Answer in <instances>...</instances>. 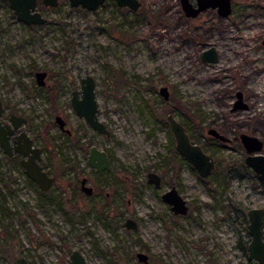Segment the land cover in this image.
<instances>
[{
  "label": "rangeland",
  "instance_id": "374dc122",
  "mask_svg": "<svg viewBox=\"0 0 264 264\" xmlns=\"http://www.w3.org/2000/svg\"><path fill=\"white\" fill-rule=\"evenodd\" d=\"M139 1L135 11L116 0L96 10L41 0L46 22L27 24L0 0L1 120L26 118L15 134L33 138L53 177L42 191L22 156L0 145V264H73V250L86 264H145L138 252L148 264H257L248 257V210L264 208V183L242 165L240 134L264 141V0H232L228 17L209 8L195 18L180 0ZM211 46L219 61L205 63L200 53ZM38 71L47 72L44 85ZM86 75L96 79L109 135L72 105ZM239 90L248 109H234ZM170 113L215 159L209 176L177 151ZM211 127L229 140L209 135ZM91 146L110 156L101 173L88 163ZM173 185L187 200L185 215L162 198Z\"/></svg>",
  "mask_w": 264,
  "mask_h": 264
},
{
  "label": "water",
  "instance_id": "95a60500",
  "mask_svg": "<svg viewBox=\"0 0 264 264\" xmlns=\"http://www.w3.org/2000/svg\"><path fill=\"white\" fill-rule=\"evenodd\" d=\"M13 13L17 18L27 24H44L46 18L36 10L38 0H7ZM106 0H70L71 6H82L88 10H96ZM182 9L187 17L195 18L201 12L212 8L216 9L218 14L222 17H228L233 12L232 0H196V5L191 0H180ZM120 6H128L132 10H138L141 2L139 0H116ZM45 5L57 6L59 0H43ZM201 61L205 63H216L219 61V52L215 46H211L200 53ZM46 71H38L36 73L38 83L44 85V78ZM96 79L92 75H86L81 80V91H73L72 105L79 116L85 117L86 121L92 128L103 134H110L107 126L99 119V103L96 93ZM160 93L169 99L170 92L167 86H162ZM80 94V96H79ZM237 100L234 104V109H248L249 105L244 100V93L238 91L236 93ZM4 111L2 101H0V145L4 152L13 156L20 154L22 156L21 164L24 167L29 177L39 184L42 191H48L53 185V177L41 165L42 149L36 146L32 137L26 131H20L15 134L24 123L26 118L12 114L11 122L4 124L1 116ZM58 122L63 126L64 122L60 117H57ZM168 121L170 128L175 138V146L177 151L188 162H190L200 173L201 176L207 177L216 170V161L198 143L192 141L185 126L172 114H168ZM208 134L216 137L221 141H228L229 139L221 134L215 128H209ZM12 136L14 137L12 139ZM240 139L244 145L247 156L245 163L250 167L264 183V141L257 136L241 133ZM110 156L107 151L91 146L88 154V163L95 168L99 173L108 169L110 166ZM148 182L154 183L156 187L161 185V177L155 172L148 174ZM81 189L88 195L92 194L93 188L87 185V178L81 180ZM165 202L170 204L171 209L177 215H185L189 211L187 200L179 192L176 186H172L169 190L162 194ZM249 225L248 230L251 239L248 243V257L250 260L255 259L257 264H264V209L250 208L248 210ZM128 228L136 229L138 224L132 219L126 220ZM137 256L141 262L149 263V256L145 252H138ZM73 264H86L85 257L78 251L73 250L71 254Z\"/></svg>",
  "mask_w": 264,
  "mask_h": 264
},
{
  "label": "trees",
  "instance_id": "16d2710c",
  "mask_svg": "<svg viewBox=\"0 0 264 264\" xmlns=\"http://www.w3.org/2000/svg\"><path fill=\"white\" fill-rule=\"evenodd\" d=\"M194 107V106H193ZM196 108V107H194ZM242 165L244 166L245 170H248L249 168H247V165H245V163L242 162ZM250 170V169H249Z\"/></svg>",
  "mask_w": 264,
  "mask_h": 264
},
{
  "label": "flooded vegetation",
  "instance_id": "af4514ba",
  "mask_svg": "<svg viewBox=\"0 0 264 264\" xmlns=\"http://www.w3.org/2000/svg\"><path fill=\"white\" fill-rule=\"evenodd\" d=\"M4 1H7V0H4ZM41 0H38V2H40ZM8 2V1H7ZM42 2H43V0H42ZM8 4H9V2H8ZM10 6V5H9ZM13 10V9H12ZM170 92V91H169ZM161 182H162V179H161ZM172 187V186H171ZM166 192V191H165ZM264 209V208H263Z\"/></svg>",
  "mask_w": 264,
  "mask_h": 264
},
{
  "label": "bare ground",
  "instance_id": "6f19581e",
  "mask_svg": "<svg viewBox=\"0 0 264 264\" xmlns=\"http://www.w3.org/2000/svg\"><path fill=\"white\" fill-rule=\"evenodd\" d=\"M219 36H220V35H219ZM223 39H224V38H223ZM220 40H221V39H220ZM223 45H224V44H223ZM228 45H229V44H228ZM228 45H227V46H228ZM228 47H229V46H228ZM228 47H227V48H228ZM198 77H199V76H198ZM133 139H134V138H133ZM129 147H130V146H129ZM133 148H134V147H133ZM127 152H128V151H127ZM129 154H130V153H129Z\"/></svg>",
  "mask_w": 264,
  "mask_h": 264
}]
</instances>
